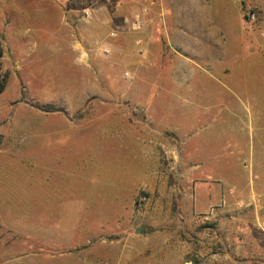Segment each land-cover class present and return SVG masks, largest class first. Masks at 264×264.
<instances>
[{"label":"rangeland","instance_id":"obj_1","mask_svg":"<svg viewBox=\"0 0 264 264\" xmlns=\"http://www.w3.org/2000/svg\"><path fill=\"white\" fill-rule=\"evenodd\" d=\"M0 38V264L264 260V0H0Z\"/></svg>","mask_w":264,"mask_h":264},{"label":"crops","instance_id":"obj_2","mask_svg":"<svg viewBox=\"0 0 264 264\" xmlns=\"http://www.w3.org/2000/svg\"><path fill=\"white\" fill-rule=\"evenodd\" d=\"M154 10H153L152 16L150 17L149 22L152 21V23H153V22H156V21L160 20V23L161 24H164L163 26L165 27V31H164L165 34H163L162 37L159 36V39H157L156 37L155 38L154 37L153 38H149L148 37V33H149L148 29L147 30H144L143 33H141L142 38L140 37V39H139V40H142L143 41V45L146 44V42L148 44H150V43H154V44H157L158 43L159 44V43H161L162 40H167V39L168 40L170 39V40L173 41L175 39V36H180V34H179L178 31H179V28H181L180 27L181 25H180V22L178 21L179 20L178 13L177 12H174L173 14H171L172 11L169 10V9H167V8H165L164 3L163 4L161 3V7H159L158 9H154ZM95 12H96L95 13V16H94V21H95V23H94L95 24V26H94L95 31L94 32L95 33L94 32L87 33V34H89L91 36H94V34L96 36V34H97L98 31H103L105 29L106 30L112 29V27L114 25L113 24V21H114V17L115 16L113 14H110L107 10L105 11V8L104 9L101 8L100 10H97ZM166 18H171L173 21H175L174 22V25H172V27H171V29H174V30H170V33L168 32V29H167ZM129 28L131 30V26L130 25H129ZM95 39H98V36H96ZM107 43H109V42H107ZM75 49L78 50V52H80V53L81 52L83 53V51H84V56H87V51L85 49L83 50V48L80 45L79 46L76 45ZM83 60H85V59H83ZM254 216H255L254 217V220H256V224H257L259 230L263 231V233H264V229L262 228L264 226V216L263 217H260L257 214H255ZM232 220L237 221V220H239V217H234V215H229L227 213H224L220 217V221L222 222V228H224V231L227 232V229L230 226V221H232ZM241 220H243V218ZM225 233H223V235H224L223 236V239H224V242H227L228 238H227V234L225 235ZM225 247L227 249V246L226 245L224 246V248ZM226 253H227V251H225V254ZM256 263L257 264H264V260H259Z\"/></svg>","mask_w":264,"mask_h":264},{"label":"trees","instance_id":"obj_3","mask_svg":"<svg viewBox=\"0 0 264 264\" xmlns=\"http://www.w3.org/2000/svg\"><path fill=\"white\" fill-rule=\"evenodd\" d=\"M4 57V48H3V38H0V96L5 92L8 84V76L3 73L2 70V59ZM42 110L46 113H56V112H62L61 109H59L56 106L53 105H45L42 106ZM1 141V138H0ZM148 233V231H147ZM122 235H119L118 237H115L116 240H119Z\"/></svg>","mask_w":264,"mask_h":264},{"label":"built area","instance_id":"obj_4","mask_svg":"<svg viewBox=\"0 0 264 264\" xmlns=\"http://www.w3.org/2000/svg\"><path fill=\"white\" fill-rule=\"evenodd\" d=\"M151 3L153 4V2H151ZM144 14H146V11L141 12L140 14L136 15L135 18H134V20H132L130 26H131V30L133 32H140V31L143 30V27H144V19H145ZM252 18L254 19L255 16L253 15ZM112 36L115 37L114 34ZM142 45H143V41L142 40H138L137 41V46L140 47ZM103 50H104V52L106 54H110L111 53V50L108 47H105ZM139 52L140 53L143 52V48L140 47ZM126 76H129V74H127ZM262 228L264 229V226Z\"/></svg>","mask_w":264,"mask_h":264},{"label":"water","instance_id":"obj_5","mask_svg":"<svg viewBox=\"0 0 264 264\" xmlns=\"http://www.w3.org/2000/svg\"><path fill=\"white\" fill-rule=\"evenodd\" d=\"M144 226H142V227H140V229H138L137 231H136V233L137 234H141V235H144L145 233H144ZM186 264H193L192 262H189V263H186Z\"/></svg>","mask_w":264,"mask_h":264}]
</instances>
